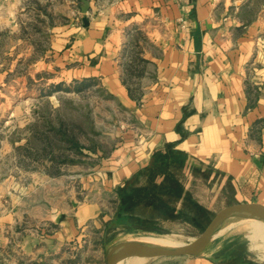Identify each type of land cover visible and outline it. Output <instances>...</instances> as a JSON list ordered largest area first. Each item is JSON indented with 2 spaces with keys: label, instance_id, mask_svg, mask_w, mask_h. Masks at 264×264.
<instances>
[{
  "label": "crops",
  "instance_id": "1",
  "mask_svg": "<svg viewBox=\"0 0 264 264\" xmlns=\"http://www.w3.org/2000/svg\"><path fill=\"white\" fill-rule=\"evenodd\" d=\"M3 1L2 10L10 4ZM75 1L78 22L55 27L49 63L40 57L29 68L35 76L50 72L52 90L92 84L130 123L116 129L113 148L96 153L82 176L27 172L18 164L27 160L0 142V168L8 158L15 164L12 174L0 176V264L54 263L66 245L94 229L175 222L160 215L171 207L186 214L197 180L225 191L203 207L264 205V0H88L87 27ZM160 163L163 176L180 185L179 199L159 188V209L140 203L131 212L104 210L116 188L129 182L144 188ZM26 176L38 182L24 184ZM59 180L61 191L52 187ZM237 208L258 213L250 204ZM211 244L182 264H249L223 239Z\"/></svg>",
  "mask_w": 264,
  "mask_h": 264
},
{
  "label": "rangeland",
  "instance_id": "2",
  "mask_svg": "<svg viewBox=\"0 0 264 264\" xmlns=\"http://www.w3.org/2000/svg\"><path fill=\"white\" fill-rule=\"evenodd\" d=\"M9 1L7 9H0V142L12 145L14 157L27 160L22 164L18 163L27 172L43 170L56 177L82 176L88 173L98 160L94 156L96 153H100V158L113 148L114 141L111 136L116 129L129 124L130 120L105 96L103 90L88 88L77 92L57 88L53 91L50 72L44 71L40 76H35L34 70L29 68V63L40 57L44 64L49 63L50 54L46 52L55 27L61 29L78 22L76 16L79 4L75 0H25L24 3L23 0ZM2 2L4 1L0 0V5ZM72 19L74 21L71 22ZM23 77L26 80L25 87L22 88ZM75 87L76 85L70 89ZM24 93L27 95V101L19 102L17 99ZM34 93H41V98L32 100L30 95ZM10 110L16 113L8 119L6 117ZM19 111L21 114L17 115ZM25 119L27 124L23 129L26 132L18 127L20 123L24 124ZM35 130H42L45 134L39 138L37 134L34 135ZM54 130L55 132H52ZM56 131H60V135H56ZM63 137L75 139L79 147L70 148L68 142L61 141ZM23 140L26 141L21 146L17 145ZM28 160L36 161L37 166L34 167ZM14 165L9 158L4 161L0 176L5 173L12 174ZM22 179L24 184L32 185L36 180L28 176ZM16 182L19 183V180ZM63 185L62 180L52 182V187L59 191ZM191 190L195 206L186 207L190 212L186 215L189 217L187 220L176 218L175 222L165 224L155 222L154 224H158L156 226L144 220V225H136L138 227L134 230L113 228L103 233L101 230H90L80 235L79 242L75 239L66 245L60 252L59 259H54V263L45 264H106V251L110 247L137 242L145 237H171L180 244H195L214 236H217L214 241L223 239L227 243L226 250L231 249L233 254L243 253L249 264H264V242H259L263 249L259 246L253 248L255 242L264 240V230L263 234L262 229L251 234L254 228L260 225L250 222L249 226L237 232L230 230L247 221L252 215L242 214V209L234 207L235 205L213 204L209 205L210 210L200 223L191 224V219L206 208L203 206L207 202L225 192L222 191L224 189H214L212 184L203 180L193 181ZM76 191L79 192V189L76 188ZM110 199L109 196L108 205H104V210L113 213L112 204L109 205ZM159 220L161 221V217ZM191 239L192 241H189ZM188 257L190 256L144 259L139 264H182ZM127 258L120 264H138L130 262Z\"/></svg>",
  "mask_w": 264,
  "mask_h": 264
},
{
  "label": "trees",
  "instance_id": "3",
  "mask_svg": "<svg viewBox=\"0 0 264 264\" xmlns=\"http://www.w3.org/2000/svg\"><path fill=\"white\" fill-rule=\"evenodd\" d=\"M93 87L92 84L86 85V84H78L73 89V91L80 92L84 89ZM67 90H70L67 88ZM72 91V90H71ZM52 132H55L52 131ZM60 131H56V135H60ZM37 134V137L41 138L45 133L41 131H34V135ZM33 136V132L31 134ZM62 142H68L70 144V148L77 149L79 147L78 142L75 139H69L67 137H63ZM25 148L28 149V146ZM35 151V149H33ZM158 165H161V168H158ZM154 165L153 169L151 170L152 178L149 180V183L144 188L141 187H132V183L129 182L126 184V187H118L114 190L110 204H112L113 210L117 211H123V212H131L136 206H138L140 203L146 204L148 206H151L155 209H159L162 207L163 201L162 198H160L157 194L164 190L165 194H168L172 200L173 199H179L180 196V185L172 178L168 177L166 175L163 176L162 174V163ZM159 174V175H157ZM156 176H162L164 178L163 183H156ZM154 177V179H153ZM128 185V186H127ZM159 188H162L163 190H159ZM194 207V203H188L187 207ZM187 213H174V208L171 207V213L160 215L163 217H168L171 220H176V218H183L187 220L189 217L186 216L190 212H188V209H186ZM139 224V223H138ZM232 253V252H231ZM233 254V253H232Z\"/></svg>",
  "mask_w": 264,
  "mask_h": 264
},
{
  "label": "water",
  "instance_id": "4",
  "mask_svg": "<svg viewBox=\"0 0 264 264\" xmlns=\"http://www.w3.org/2000/svg\"><path fill=\"white\" fill-rule=\"evenodd\" d=\"M81 2L80 5V12L84 15L82 18L83 26L87 27L89 22L86 17V14L89 10L90 3L88 0H79ZM252 205L258 213L260 214L261 218L264 220V205L259 203H247V204H238L234 207L243 206V205ZM210 207H206L197 214L191 224H198L200 221L204 219V216L208 214ZM210 241L200 247H186L183 248V244L176 245V246H169V245H159L151 248L150 250L143 251L138 255L141 256L143 259H157V258H170V257H178V256H196L200 255L202 252L207 250L211 243ZM142 245L138 244V242L132 243H122L119 245H115L110 247L106 251V264H117L118 262L122 261L124 258L128 257L130 254L136 252L140 249Z\"/></svg>",
  "mask_w": 264,
  "mask_h": 264
},
{
  "label": "bare ground",
  "instance_id": "5",
  "mask_svg": "<svg viewBox=\"0 0 264 264\" xmlns=\"http://www.w3.org/2000/svg\"><path fill=\"white\" fill-rule=\"evenodd\" d=\"M250 215H252L249 219H247V221H244V222H241L240 224H238L237 226H235L233 229H230V230H232V231H234V232H237V231H239V230H241V229H244V228H246L247 226H249L248 224L250 223V222H255V223H257L258 225H260V226H258V227H256V228H254L253 230V232L251 233V234H253L255 231H257V230H259V229H262V234H263V230H264V220L261 218V216H259L260 214L259 213H257V214H254V213H252V214H250ZM256 215H258V216H256ZM262 225V226H261ZM222 234V233H221ZM176 235V234H175ZM180 236V235H179ZM215 237H217V236H214V237H211V238H208V239H205V240H203V241H201V242H199V243H195V244H183V248H186V247H200V246H202V245H204V244H206V243H208V242H210V241H212V240H214V238ZM249 237V236H248ZM177 239V238H176ZM189 241H192V239L191 240H189ZM189 241H187V242H189ZM195 241V240H194ZM264 242V240H260V241H258V242H255L254 244H253V248L255 249V247H260L261 245L259 244V242ZM138 242V244H141L142 246L140 247V249L139 250H137L136 252H134V253H132V254H130L129 256H128V260H130V262H138V264L140 263V262H142V261H144V259L143 258H141V256H139L138 254L139 253H141V252H143V251H147V250H150L151 248H153V247H155V246H159V245H169V246H176V245H179V243L178 242H176L173 238H171V237H163V239H150V238H148V237H145V238H142V239H140V240H138L137 241ZM263 244V243H262ZM251 248V247H250ZM252 248V249H253ZM260 248H262L263 249V247H260ZM258 250V249H257ZM263 251V250H262ZM264 253V252H263ZM263 255V254H262ZM264 256V255H263ZM260 259V258H259ZM261 259H263V258H261ZM264 261V260H263ZM121 263V261L120 262H118L117 264H120ZM127 264V263H126Z\"/></svg>",
  "mask_w": 264,
  "mask_h": 264
},
{
  "label": "built area",
  "instance_id": "6",
  "mask_svg": "<svg viewBox=\"0 0 264 264\" xmlns=\"http://www.w3.org/2000/svg\"><path fill=\"white\" fill-rule=\"evenodd\" d=\"M125 125H122L121 128H124Z\"/></svg>",
  "mask_w": 264,
  "mask_h": 264
}]
</instances>
